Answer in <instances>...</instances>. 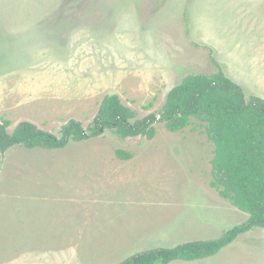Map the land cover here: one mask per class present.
I'll return each instance as SVG.
<instances>
[{"label": "rangeland", "instance_id": "rangeland-1", "mask_svg": "<svg viewBox=\"0 0 264 264\" xmlns=\"http://www.w3.org/2000/svg\"><path fill=\"white\" fill-rule=\"evenodd\" d=\"M61 2L64 7L56 15L51 14L50 8L55 9ZM200 2L0 0V121L11 122L9 133L19 123L27 121L60 137L62 127L71 120L88 128L109 94L119 95L140 120L151 113H160L169 91L186 76L218 72L215 61L224 74L229 73L228 60L224 59L229 50L233 62L237 61L234 67L242 76L239 82L247 98L253 95L264 98V1ZM213 6L216 14L212 13ZM51 17L59 21L70 19L80 27L85 24L83 29H87L90 40L95 38L100 48L110 45L114 39L117 55L111 54V60L112 63L118 61L119 66L114 82L126 77L112 84L113 88L108 84L111 89L98 96H81L79 85L73 80L81 75L82 61L78 57L82 56L81 49L64 55L69 34L63 36L59 29L58 34L53 35L51 20L48 21ZM227 32L234 38H229ZM253 42L260 48L251 47ZM55 44L61 52L57 53ZM240 46L248 52L252 63L245 55L240 56L243 52ZM103 60L110 62L107 56ZM30 77H35L37 84L30 85ZM91 86L89 91L93 89ZM155 127L156 136L152 140L124 139L114 131H106L102 137L71 142L63 151L14 147L5 154L0 152V264H79V253L68 250L72 246L68 242L75 240L80 230H90V223L94 222L87 216V203L82 204L75 215L60 210L61 215H66L64 222L69 226L63 235L66 243L47 244L45 242L55 239H47L42 226L46 212H51L50 207L59 203L52 205L50 199L58 198L46 195L47 200L23 202L17 207L22 211L21 220H15L13 212L19 201L5 192L16 187L17 191L28 192L25 195L35 193V197L51 189L69 200L85 195V200L101 208L99 215L112 212L110 207L101 205V200H112V204L117 203L119 225L128 227L151 222L164 226L165 236L150 238L145 245L137 244L123 257L121 250L106 264H119L154 249L218 239L229 229L245 223L248 214L221 198L210 186L215 146L204 134L200 122L191 119L189 127L175 133L163 123ZM119 150L133 158H117L119 171L110 176L115 184L100 196L98 191L95 198L91 191L79 190V186H50L47 175L41 174L53 173L52 178L80 174L76 177L79 184H85L86 179L97 183V174L105 173L97 162L117 157ZM68 156L72 161L63 165ZM39 175L45 180H32ZM125 200L124 204L134 205L133 208L119 205ZM92 233L95 232L92 230ZM15 238L22 241L21 245L6 244ZM82 249L87 248L82 246ZM171 264H264V229L254 228L241 235L214 257Z\"/></svg>", "mask_w": 264, "mask_h": 264}, {"label": "trees", "instance_id": "trees-1", "mask_svg": "<svg viewBox=\"0 0 264 264\" xmlns=\"http://www.w3.org/2000/svg\"><path fill=\"white\" fill-rule=\"evenodd\" d=\"M218 72L188 75L172 88L160 113L137 119L136 112L123 104L117 94L107 95L93 122L84 128L71 120L60 137L31 122H21L12 133L9 120L0 121V152L14 147L29 150H62L71 142H83L114 131L120 138L156 136V125L163 123L179 132L196 119L215 146L211 188L221 198L248 214L245 223L214 240L186 242L175 247L154 249L119 264H171L174 261H201L218 255L241 235L254 228L264 229V98H247L244 89L227 77L215 61ZM120 159L133 156L119 150Z\"/></svg>", "mask_w": 264, "mask_h": 264}, {"label": "crops", "instance_id": "crops-1", "mask_svg": "<svg viewBox=\"0 0 264 264\" xmlns=\"http://www.w3.org/2000/svg\"><path fill=\"white\" fill-rule=\"evenodd\" d=\"M202 2L203 0H201L200 3ZM62 7H64L63 2H61L59 6H56L55 9L52 6L50 8L53 11V12L51 11L52 12L51 14L56 15L62 9ZM204 7H207V3ZM218 8L220 9L219 6ZM218 8H217V11L219 10ZM212 13L216 14L214 6L212 9ZM257 13L258 12H256V14ZM262 16H264L263 13H262ZM50 20L52 23L51 26L53 27V29L51 30L53 35H55L54 33H56V31H58L59 29L62 30L63 36L69 34L68 41L64 45L65 47L64 55L67 56L68 54H71L74 52L77 53L78 49H81L82 56H78L79 59L82 61L81 75L79 74L78 79L73 78V80L75 81V85H79L81 96H83L84 98L86 96L91 97V95L98 96L102 93V91L111 89L108 87V84L111 85V87L113 88L112 84H118L120 81H122L126 77V76H123L120 79V81L118 80L117 82H114L117 76L118 68H119L118 61H114L112 63V60H111L112 58L111 54L117 55V48H113L115 47L114 39L110 42V45H106L104 48H100V46L97 45L95 38L93 41L90 40L91 35L87 33V29H83L85 24L82 27H80V25H77V24L74 25L73 23H71L70 19H64V18L61 21H59V18L51 17V19H49L48 21ZM212 20L215 21V18L214 19L212 18ZM210 26L211 25L209 24V27ZM227 36L229 38H234V36L232 37L228 32H227ZM111 44H113V46H111ZM54 46L56 47V51H58L57 53L61 52V49H58L57 44H55ZM236 46L238 45L236 44ZM250 46L254 47L256 46V43L253 42L252 44H250ZM93 47H95L96 49L94 50ZM240 47L243 50L240 56L243 54V57L245 55L246 58L248 59V56L246 54L248 52L243 49V46H240ZM256 47H259V45ZM255 50L257 51V49ZM100 51H103V53L99 54ZM106 56L110 59L109 63L103 60V58H106ZM224 56L225 55H223V57ZM225 58L229 61L228 62L225 60L227 62L226 67L231 69L229 73H226L225 71L226 73L225 75L229 77L232 81H234L235 83L241 86V83L239 81H241L242 76L241 74H239L238 69L234 67V65L237 64V61L233 62L230 50L227 51L224 59ZM239 59H238V62H240ZM247 61L249 63L250 62L252 63V60L248 59ZM125 69L127 70V66H125ZM29 84L30 85L37 84L36 78L30 77ZM91 85H93V89L92 91H89V89L92 87ZM241 87L245 91L244 86H241ZM26 150H29V149H26ZM33 150H45V149H33ZM33 150H29V151H33ZM63 150L65 149L46 150V151H63ZM69 158L71 157L68 156L67 158H64L62 164L63 165L68 164L70 161H72ZM117 158L119 157L118 156L117 157L116 156L106 157L104 159H100L97 162L103 167L105 171V173L97 174V178H96L98 181L97 183L91 179H86L85 184H79L76 177H79L80 174L65 175V176H61L58 178L57 176H54V178H52L51 175L53 173L52 174L41 173V174L47 175L46 177H47V180L49 179L48 184L50 186L58 185V186H63V187H68V188H74V187L79 186V190H89L93 194L92 198H95L97 196L98 191H99V196H100L102 192L105 191L106 188L115 184V181L111 179L110 176L113 174H116L119 171L120 167L116 164L118 163ZM121 160H124V159H121ZM32 180H45V179L39 175V177L32 178ZM16 189L17 187L12 191L5 192V194L13 195L16 202L19 201V203L16 206V209L13 212L15 214L14 215L15 220L16 219L21 220L22 211H19L17 207L19 205H22L23 202H26V201L32 202V199L33 200L35 199L36 201L40 199L47 200L46 195L56 196L58 198V200H55L54 198L50 199L52 205H54V203H57L58 201L59 203L57 206L50 207L51 212H46V218H45L46 220L44 222V226H42L45 229L46 236L48 237L47 239H50L51 237L55 239V241L45 242L47 244L53 243L52 245H65L66 243L65 241L66 237H64L63 235L66 233V230L68 229L69 226H66V223L64 222L65 220H67L66 215L65 214L61 215L60 210L68 211L67 214L74 213L75 215L79 211L80 206L84 203H87L88 205L87 216L90 220L94 219V222L90 223L91 229L85 232L80 230L79 232H77V237H75V240L71 239V242H68L72 244V246H70L68 250L71 249L75 251V253L76 252L79 253V258H78L79 264H106L108 259L112 257L111 258L112 260L113 257L116 256V254H118L119 251L121 250L123 252V255H122L123 257L128 252V250H131L130 248H132L133 250L137 244L143 243V245H145L147 244V242H149L150 238H153V237L159 238V237H163L166 235V231L163 225H162L163 227L162 229V227H159L158 224H152L151 222L150 223L140 222V224L137 226L131 225L128 227H124V224L119 225L117 223L118 221H116L119 219L117 203L112 204V200H106V201L101 200V205L105 208L110 207L112 209V212L106 211L99 215V210L101 208L97 207L94 202L85 200L87 198L85 195H81L80 197L69 200L59 195L57 190L51 189L49 190L47 194L38 195L37 197H35L36 196L35 193L29 192V194L32 196L31 197L29 195L24 194L28 192L17 191ZM125 198H127V196ZM125 202L126 200L122 202V204H119V205L123 207L133 208L134 205L128 206L127 204H124ZM63 205L65 207H63ZM132 210H129L128 212ZM142 211H143V207H142ZM92 230L95 233H92ZM14 234L15 235L17 234L16 228L14 230ZM19 243H22V241H20L18 238H15L13 240H8L6 242V244L21 245ZM82 246H86L87 249L83 250ZM79 250L83 251L84 253L81 254ZM63 251H67V250H63ZM114 262H116V260Z\"/></svg>", "mask_w": 264, "mask_h": 264}]
</instances>
